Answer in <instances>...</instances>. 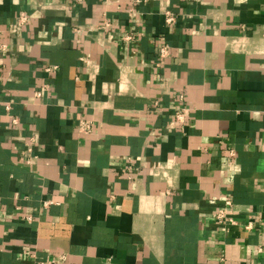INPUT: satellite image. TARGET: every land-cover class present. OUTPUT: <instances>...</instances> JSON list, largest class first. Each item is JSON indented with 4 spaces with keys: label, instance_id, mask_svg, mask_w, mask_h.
I'll use <instances>...</instances> for the list:
<instances>
[{
    "label": "crops",
    "instance_id": "obj_1",
    "mask_svg": "<svg viewBox=\"0 0 264 264\" xmlns=\"http://www.w3.org/2000/svg\"><path fill=\"white\" fill-rule=\"evenodd\" d=\"M0 45V264H264V0H0Z\"/></svg>",
    "mask_w": 264,
    "mask_h": 264
},
{
    "label": "built area",
    "instance_id": "obj_2",
    "mask_svg": "<svg viewBox=\"0 0 264 264\" xmlns=\"http://www.w3.org/2000/svg\"><path fill=\"white\" fill-rule=\"evenodd\" d=\"M107 4L121 7V4L123 3L124 0H105ZM26 17H22L21 21H25ZM166 22L169 24H174L176 22V16L171 12L167 11L166 12ZM134 39L132 35H126L124 37V40L126 41H131ZM6 45H0V54L6 50ZM171 51V46L167 42H163L159 48V56L161 58V62L169 56ZM48 71H56L58 70V65L50 66L47 68ZM40 94V93H38ZM179 100L182 102L185 100V95L181 93L179 95ZM6 108L9 110L11 108L10 104L6 105ZM187 119V108L185 106H179L176 109L175 112V120L178 124L183 126L186 123ZM95 129V122L92 119L89 118H84L79 121L78 125V131L82 135H91L94 132ZM32 148H29V151H31ZM53 204V201H45L44 205L49 206ZM232 201L228 200L225 202V204L217 211L215 218L218 224L224 225L226 227L229 226H236V225H242L245 230L251 231L252 228L254 227V220L250 217L249 220L245 222L239 221L237 218H234L229 214V207H231ZM257 251L259 253L264 252V232H263V242L258 246Z\"/></svg>",
    "mask_w": 264,
    "mask_h": 264
}]
</instances>
